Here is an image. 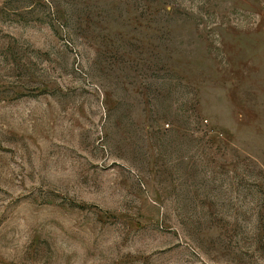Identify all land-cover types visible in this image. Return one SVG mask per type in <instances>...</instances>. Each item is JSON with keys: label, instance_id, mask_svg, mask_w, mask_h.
I'll return each mask as SVG.
<instances>
[{"label": "rangeland", "instance_id": "rangeland-1", "mask_svg": "<svg viewBox=\"0 0 264 264\" xmlns=\"http://www.w3.org/2000/svg\"><path fill=\"white\" fill-rule=\"evenodd\" d=\"M0 264H264V0H0Z\"/></svg>", "mask_w": 264, "mask_h": 264}]
</instances>
